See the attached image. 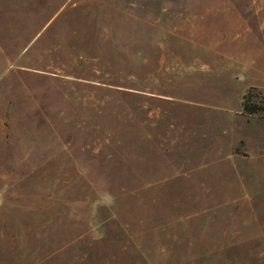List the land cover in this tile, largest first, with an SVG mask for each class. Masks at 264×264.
Masks as SVG:
<instances>
[{"label":"rangeland","instance_id":"obj_1","mask_svg":"<svg viewBox=\"0 0 264 264\" xmlns=\"http://www.w3.org/2000/svg\"><path fill=\"white\" fill-rule=\"evenodd\" d=\"M0 264H264V0H0Z\"/></svg>","mask_w":264,"mask_h":264},{"label":"trees","instance_id":"obj_2","mask_svg":"<svg viewBox=\"0 0 264 264\" xmlns=\"http://www.w3.org/2000/svg\"><path fill=\"white\" fill-rule=\"evenodd\" d=\"M243 107H244L246 110L250 111V112H254V111H256V110L258 109L257 106H250V105L247 104L246 102L243 104Z\"/></svg>","mask_w":264,"mask_h":264}]
</instances>
